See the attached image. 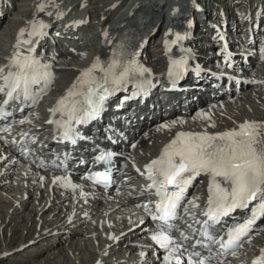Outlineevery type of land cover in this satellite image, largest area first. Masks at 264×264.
<instances>
[{
    "label": "bare ground",
    "instance_id": "bare-ground-1",
    "mask_svg": "<svg viewBox=\"0 0 264 264\" xmlns=\"http://www.w3.org/2000/svg\"><path fill=\"white\" fill-rule=\"evenodd\" d=\"M13 1L12 5L14 6L16 3ZM81 1L33 0V4L29 3L26 8H23L25 5L22 8H16L15 12L19 10L26 17V20L20 21L16 17L17 14H13L14 18L12 17V20L17 23V26L12 36V42L4 45L0 42V67H4L8 63V56L14 51L16 38L21 28L28 26L34 20H43L45 23L51 25L57 20V12L63 13L61 17L63 27L57 29L61 31L62 38H60L62 41L58 39L56 43L51 44L52 47L55 46V50L62 48L57 58L58 60L62 59L63 62L57 61L55 62L57 64H53L51 68L54 74V81L49 89L52 97L48 105L64 95L66 90L80 75L81 71L88 68L95 58L99 57L102 61L108 60L113 52L117 50V46L121 44L129 54L138 53L141 49L146 48L145 41L147 39L149 41L154 36L164 16L163 27L159 39L156 40V44L158 47L160 46L158 54L147 53L148 62L140 61V63L151 69V71L158 72L163 64L165 68L170 63V55L173 56L182 47L179 40H176L177 34H170L166 29V26H169V23L175 19L174 17H180L179 14L181 13L179 12L183 11L180 0H111L103 4H96L98 0H86V4L83 3L81 9H76L83 2ZM0 3L1 7L8 6L6 0H0ZM41 3L47 5L44 12L37 11V7ZM174 5L180 6L179 12L175 13L172 11ZM112 11L115 12V16L105 25L106 16ZM5 12V9H0L2 15ZM92 12L105 16L104 21L99 26L101 29L91 35H80L83 38L81 39L83 43L80 41L77 42L76 39L78 38L76 37H79L77 30L80 29L81 31V29H89V27L93 26L91 19L93 16ZM48 13H51V15H48ZM194 14L195 12L193 11ZM260 22L264 25V11L260 14ZM191 28L194 29V27ZM208 28V26L207 29L203 28L204 30L201 31L202 36L200 38L206 35ZM262 33H264V27L260 28V25L257 26V29H253V38H258ZM97 34L102 38L98 41L97 47H93L89 51L86 49L83 52L82 58H79V61H77V55L75 54L76 56H74L73 53L71 54L69 47H74L76 43L75 47L79 43H88L92 46V42L94 40L96 41ZM239 34L243 35L242 32ZM227 40L229 42L234 41V39L229 37H227ZM173 41L176 42L173 43ZM190 41L197 42L194 36L190 38ZM218 41L222 40L217 35L214 39L199 42V45L194 47L197 59L201 55V57L203 56L201 59L208 62L209 59H206V56L209 53L217 51L215 49L212 51L205 47H207L206 45L212 44V46L217 48L220 45ZM204 44L206 45L204 46ZM232 51L236 53L241 50L234 47ZM71 52H75V50L71 49ZM65 55L68 56L64 57ZM217 55L221 56L219 50ZM162 61L163 64H160L159 70L158 65L155 68L154 63H161ZM257 63V67L253 70L248 69L247 64L242 66L241 71L227 70V72L240 77L241 83L245 84L242 93L230 99L218 98L211 102L206 101L204 99L205 91L215 89L210 88L209 85V83L213 82L214 79L212 78L214 75L204 73L201 70L194 72L193 70L195 69L192 68H188L187 72L183 74L180 82L182 89L180 91L167 92L161 86L157 90L153 85L150 96L146 98L145 106H140L143 111L150 110L151 103L154 106L157 105L155 102L157 93L160 94L159 97L162 99L165 96L169 97L167 99H171L170 97L172 95L186 97L190 100L191 104L196 102L194 96H197V100L202 101L199 106L202 105L203 107L200 109H196L199 107H195L191 116L188 117L174 115L170 118H160V120L158 118L146 117L147 119L145 118L138 127L137 134L139 135L133 143L135 147L130 144L126 146L127 166L125 167V171L127 172L125 174L115 175L114 187L97 192H92L88 185L77 183L74 177H67L56 169H38L35 165L36 161L31 160L29 154L22 150V148L29 147V150L34 149L35 154L40 152L38 151L39 146L33 144L32 138L29 135H21L25 132L29 134L32 127L15 122L16 119H22V116L15 118L13 122H10V117L7 120H1L0 136L3 139H0V189L2 183L5 186L13 183V188L17 191L12 194L6 192L7 195H4V198H2L4 200L6 198V203L9 205L8 208L1 209L0 227L5 231L4 226H2V224L4 225L6 223L4 222V218L9 219V221L15 220L16 214L27 203L33 204V215H37L38 218L34 219L32 217L29 219L28 224L17 225L15 229L11 230L13 236L6 243V246L1 249L0 258L4 259L5 257L12 256L13 250L7 247V244L13 245L15 243L16 229L24 227L27 233H32L33 225L35 224L39 226V229L33 232L37 233V236L33 238L36 241L33 245H37L39 243L38 241L45 239L47 235L54 239H58L61 235H71L72 238L66 240V242L70 243L71 246L77 244L74 247L76 252L68 256L66 251L64 257L53 264H75L72 260L77 259L75 254H78L79 251L78 259L80 260L78 264H149L148 259L146 261V256L154 251H143V248H147L148 242L140 240V237L137 236L140 229L143 228L139 224V221L144 217V212L140 207L147 198H143L140 195L136 196L140 193L137 192L138 190L131 180V178H134L132 176L138 173L136 169L141 168L143 162L155 156L164 142L169 140L177 132L192 130L197 133L207 132L212 134L235 128L246 120L264 122V112H261L264 108V85L261 86L260 84L264 81V62ZM97 74L99 75V73ZM161 80L164 81V79ZM261 80L263 81L261 82ZM165 84L166 81H164ZM220 89L217 91L213 90L212 92L219 94ZM116 98L117 96L114 97V99ZM112 100L113 98L109 101ZM256 103L261 104V109L257 108L259 104L257 105ZM249 108L251 112H249ZM39 111L41 109L38 108L30 110L31 115L33 112H36V119L32 121L35 125L38 123L37 116L42 114ZM150 121L152 122L147 125L145 124L146 126L144 125V123ZM174 121L175 123H173ZM161 125L167 126L161 127ZM211 125H214V127ZM6 126H10V132H3L2 129ZM35 132L38 133L39 131L36 130ZM14 133L17 134L14 136ZM57 176L67 177L77 187L73 190L70 187L64 186L62 182L53 183V178ZM81 192L84 195H81ZM9 194L10 196H8ZM195 194L197 195L199 192L192 193V196ZM35 195L37 196L35 197ZM16 201L18 202L16 203ZM88 206L90 208L86 209ZM88 223H91L95 230L91 234L92 242H89L87 239L80 242L75 241L77 239L73 236L77 231L75 225L84 226ZM106 223L110 226L107 227ZM62 224H66V226ZM104 230L105 233L103 234L102 231ZM53 232L54 234H52ZM133 237L138 238L133 239ZM249 243H252L251 249H255V245L259 246L264 244V223L262 224L261 231L255 234L245 244L248 246ZM18 246H21V244ZM59 247H62V245ZM131 253L134 254V257L129 263H126L124 257L129 256ZM142 253L143 255H141ZM115 254H119V256L115 257L114 261L110 259L106 260V258ZM153 255L158 257L156 264H163L164 251L157 249Z\"/></svg>",
    "mask_w": 264,
    "mask_h": 264
},
{
    "label": "snow or ice",
    "instance_id": "snow-or-ice-1",
    "mask_svg": "<svg viewBox=\"0 0 264 264\" xmlns=\"http://www.w3.org/2000/svg\"><path fill=\"white\" fill-rule=\"evenodd\" d=\"M46 7V4L41 3L37 11L44 12ZM56 15L59 19L63 13L57 12ZM49 26L43 20H34L19 30L8 63L0 67V94L5 97L0 104V117L10 115L5 106L13 99L23 111L25 106H35L51 87L54 81L52 65L42 62L35 54L34 47L41 38L47 36ZM182 39L184 37L177 34L176 40ZM261 52L264 58V49ZM137 55L129 54L121 44L108 60L102 61L97 57L88 68L81 71L64 95L49 109L53 117L59 114V119H49L47 123L56 126L61 140L75 145L78 140L87 139L76 125L97 119L109 97L126 88L129 83H134L135 90L124 100L147 95L148 89L153 86L151 69L141 64L136 59ZM186 67L185 58L170 62L168 74L173 83L183 75ZM25 122L30 121H19L20 124ZM2 130L10 132V126ZM21 135L28 134L25 132ZM0 139L3 137L0 136ZM113 155L111 151H99L94 159L96 163L105 165L104 170L90 172L85 178L97 185L111 184ZM68 156V153L64 154L61 164H65ZM40 166H44L43 162ZM52 166H56L55 161ZM141 174L148 181L145 190L155 196L153 209H149L148 205L143 207L151 219L158 223L151 239L164 250L163 264H208L198 248L210 249L212 244L218 245L220 254L231 252L235 256L236 249L245 238L250 240L257 220L264 217V122L246 120L235 128L212 134L177 132L160 155L144 165ZM200 175L209 177L206 208L202 213L205 219L203 222L197 221L201 239L193 243L192 251L187 252L185 257L184 251L187 250L174 237L172 222L177 219L178 209L188 189ZM57 182L73 190L77 187L67 177H54L53 183ZM81 195L84 193L81 192ZM188 203L198 207L194 200ZM249 205H252L250 213L241 222L228 224L227 218H231L237 209H248ZM180 236L183 241L189 239L183 232ZM251 264H264V248L259 250V255Z\"/></svg>",
    "mask_w": 264,
    "mask_h": 264
},
{
    "label": "rangeland",
    "instance_id": "rangeland-1",
    "mask_svg": "<svg viewBox=\"0 0 264 264\" xmlns=\"http://www.w3.org/2000/svg\"><path fill=\"white\" fill-rule=\"evenodd\" d=\"M82 1H81L82 3H80L76 7V9H78V8L81 9L83 3L86 4L85 3L86 0H82ZM109 1H111V0H98L96 2V4L97 3L98 4H103V3H107ZM235 1H238V0H234V1L233 0L232 1L231 0H209V2L206 1L205 6L207 7V5L212 4V6L215 9L218 10L217 13H220V10H223V9L227 8L228 5H230V4L232 5V3H233L234 13L240 12V13H242V15L246 14V16L249 17L251 15V12L253 11V10L251 11L252 7L249 8V4H250V3L248 4L249 0H246L243 3L240 0L238 2H236V3H235ZM260 1H262L261 3L264 6V0H260ZM32 2H33V0H16L15 1L16 5H14V8L12 10H6L7 12L4 13L5 18L3 16V20H1V22H0V37H1L0 38L1 39L0 42H1V44L3 43L2 45L12 42V38H13L12 36H13V34H14L15 30H16V26H17V23L13 22V20H12L14 18L13 14H17L16 17H18V20H20V21H23V20L26 19V17L23 14H21L19 12V10L18 11L16 10V12H15V9L16 8H22L24 5L25 6L23 8H26L29 3L33 4ZM257 8H258V6H257ZM165 10H166V8H165ZM6 14H7V16H6ZM195 14H196L195 21H197V19L200 16V14H199V12H195ZM0 15H2V14L0 13ZM92 15H93L91 17V19L93 21V26H91L92 28L89 27V29L88 28L87 29L86 28L85 29H81V31H80V29L77 30V33H79L78 34L79 37H80V35H89V34L91 35V34H94V33L98 32L99 29H101V27L99 28V26L104 21L103 19H104L105 16L102 15V14L96 13V12H92ZM211 15H212V13H211ZM114 16H115V12L112 11V12L108 13V15L106 16V21L104 22L105 25ZM164 17L160 21V26L158 27V29L156 31V34H154V36L151 39H149L150 42H148L146 44V46H147L146 50L150 54L151 53L158 54V51L160 50V46L158 47V45L156 44V40L159 39L160 32L162 30L163 23H164ZM210 19H208V20H210ZM200 20L201 21L203 20L202 16H200ZM61 22H62V20H60V21L58 20L56 22V25L59 27ZM207 26L208 25L206 24L203 28L207 29ZM230 27L235 28V26L233 24H230ZM203 28H202V30H204ZM207 33H206V35H207ZM79 37H76V38H78V39H76L77 42L80 41V42L83 43V41L81 40L83 38H81V37L79 38ZM100 38H101L100 35L97 34L96 41L94 40L92 42V46H90V44H88V43H84V44L79 43V45L77 47H75L76 44H77L76 43L74 47H69L70 53L71 54L73 53L74 56L77 55L78 58H76V59H77V61H79V58H82L83 52L86 49H87V51H89V50H92L93 47L94 48L97 47V44H98V41L100 40ZM197 38H198V36H197ZM148 44H150V45H148ZM195 44H197V42H195ZM205 45L206 44H204V46ZM71 49H74L75 52H71ZM53 50H55L54 47H53ZM149 50H150V52H149ZM144 55H145V53H143L142 56H144ZM66 56H68V55H65L64 57H66ZM59 58H63V57H59ZM58 61H62L63 62L62 59H59ZM147 62H148V57H147ZM160 64H163V61L161 63L155 62L154 63V65L156 66L155 68H157V65H158V68H159ZM163 66H164V64H163ZM262 81L263 80H261V82ZM260 84H261V86H263L264 85V81H263V83H260ZM52 94H53V92H52ZM51 97H52L51 94L47 96V98L45 99V101L43 103L44 106L48 105L49 99ZM242 103H243V101H242ZM256 104L257 105L259 104L258 105L259 107H257V108L261 109V107H260L261 104L260 103H256ZM248 110H249V112H251L250 108ZM261 112H264V108L262 109ZM151 122L152 121H150L148 123L146 122V123H144V125L145 124L147 125V124H149ZM2 185H4V186H2ZM6 187H8V188H6ZM13 187H14L13 183H11L10 185H7V186H5L4 183L1 184V189H0V212H1V209H6V208H8V205H9V204L6 203V198H5V200L2 199V198H4V195H7L8 192H10L12 194V193L17 191ZM8 196H10V194ZM36 196L37 195H35V197ZM17 202L18 201H16V203ZM32 207H33L32 203H27L23 207V209H21L16 214L15 220L9 221V219L4 218V222H6V223H4V225L2 224V226H4V230L5 231H3V229L0 227V251H1V249L4 248V246H6V243H8L11 240V237L13 236L11 234V230L15 229L17 225L28 224L29 219L32 218V217L34 219L38 218L37 215H33L34 214V210H32ZM89 208H90V206H88L86 209H89ZM62 225L66 226V224H62ZM106 225H108V224H106ZM33 226L34 227H33L32 233H27L26 229L24 227H19L18 226L19 228L16 229V238L14 239L15 243L13 245L7 244L8 245L7 247H9V248H11L13 250L12 256H9L8 258L5 257L4 259L0 258V264H47V263L48 264H53V263L57 262L58 260H60L62 257H64L66 251H67V255L68 256L71 255V253L76 252L74 247L77 244H74V245L71 246L70 243L66 242V240L72 238L71 235H61L58 239H54L53 237H48V235H47V236H45V239H43L41 241H38L39 243H37V245H33L36 242V241H34L33 238H35L37 236V233H33V232L37 231L39 229L38 225L34 224ZM75 227H76V230H77L76 233L73 234V236H75L74 238H77L75 241H79L80 242V241H83V240L87 239L90 242L92 240L91 239V234L93 232H95V230H94V227L91 225V223H88V224H86L84 226L75 225ZM54 232L52 234H54ZM102 232L104 234L105 230L102 231ZM63 234H68V233H63ZM136 238H138V237H133V239H136ZM20 244H21V246L17 247V245H20ZM60 245H62V247H59ZM79 252H78V254H79ZM83 252H86V251H83ZM78 254H75V256H77V259L75 258V259L72 260L73 263H75V264H78L79 260H80V259H78L79 258ZM117 256H119V254L118 255H116V254L112 255V256L106 258V260L110 259V260L114 261V258L117 257ZM133 257H134V254L131 253L129 256H127V257L125 256L124 258H125V260L127 262H129L130 260L133 259ZM149 259L150 260H154L155 258L152 257V256H149ZM98 261H100V260L98 259ZM154 264H155V262H154Z\"/></svg>",
    "mask_w": 264,
    "mask_h": 264
}]
</instances>
